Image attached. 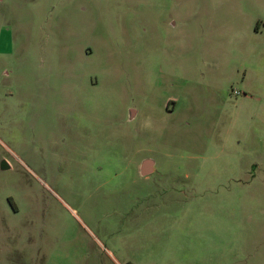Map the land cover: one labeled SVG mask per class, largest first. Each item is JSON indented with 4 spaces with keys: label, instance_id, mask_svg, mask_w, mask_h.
<instances>
[{
    "label": "rangeland",
    "instance_id": "374dc122",
    "mask_svg": "<svg viewBox=\"0 0 264 264\" xmlns=\"http://www.w3.org/2000/svg\"><path fill=\"white\" fill-rule=\"evenodd\" d=\"M126 261L264 264V0H0V264Z\"/></svg>",
    "mask_w": 264,
    "mask_h": 264
},
{
    "label": "crops",
    "instance_id": "0c3cea01",
    "mask_svg": "<svg viewBox=\"0 0 264 264\" xmlns=\"http://www.w3.org/2000/svg\"><path fill=\"white\" fill-rule=\"evenodd\" d=\"M148 160L147 162H146V166L144 165V161L145 160ZM139 168H140V171H141V173H143V174H148V173H150V172H152L153 171V169H154V162L151 160V158H149V157H145L144 159H143V161L140 163V166H139ZM144 169V170H143ZM147 169V170H146Z\"/></svg>",
    "mask_w": 264,
    "mask_h": 264
},
{
    "label": "trees",
    "instance_id": "16d2710c",
    "mask_svg": "<svg viewBox=\"0 0 264 264\" xmlns=\"http://www.w3.org/2000/svg\"><path fill=\"white\" fill-rule=\"evenodd\" d=\"M124 264H132L130 261H126Z\"/></svg>",
    "mask_w": 264,
    "mask_h": 264
},
{
    "label": "water",
    "instance_id": "95a60500",
    "mask_svg": "<svg viewBox=\"0 0 264 264\" xmlns=\"http://www.w3.org/2000/svg\"><path fill=\"white\" fill-rule=\"evenodd\" d=\"M148 160L146 159L145 161H144V165L146 166V162H147ZM4 162V161H3ZM148 163V162H147ZM4 164V163H3ZM147 170V169H146Z\"/></svg>",
    "mask_w": 264,
    "mask_h": 264
}]
</instances>
